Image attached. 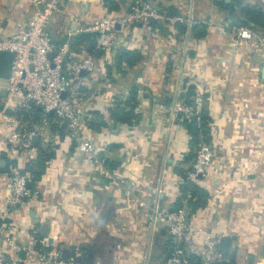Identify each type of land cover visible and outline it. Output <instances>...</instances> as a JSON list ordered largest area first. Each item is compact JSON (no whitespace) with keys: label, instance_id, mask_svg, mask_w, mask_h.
I'll return each instance as SVG.
<instances>
[{"label":"crops","instance_id":"1","mask_svg":"<svg viewBox=\"0 0 264 264\" xmlns=\"http://www.w3.org/2000/svg\"><path fill=\"white\" fill-rule=\"evenodd\" d=\"M144 1L164 15L169 7L178 12L186 30L190 28L186 44L176 24L151 19L145 27L139 23L116 27L113 46L99 50L98 57L89 52V42L79 44L73 40L76 35L69 37L77 27L76 15L84 24L121 18L131 12L133 0H89L83 8L75 0H65L48 26L56 47L70 42L66 66L96 57L97 71L82 76L76 105L80 133L94 144L102 167L77 152L68 138L69 122L49 114L44 138L33 141L35 159L29 163L18 159L26 171L37 159L38 147L50 155L31 184L39 199L23 201L4 219L6 235L17 243L15 257L22 264H37L35 244L80 264L165 262L171 240L164 226L152 223L150 217L156 208L170 210L179 197L181 179L172 168L187 153L189 136L175 120L173 106L189 87L194 105L207 110L211 119L209 144L214 155L207 176L198 183L210 198L196 211V224L210 238L231 236L234 252L231 257L224 255L227 264H264L260 257L264 247V29L252 23L240 26V6L234 0H224L230 3L225 8L217 6L216 0ZM240 1L264 12V0ZM30 11L29 0H0V40L11 37ZM189 21L194 24L189 26ZM242 28L250 30L254 39L240 40L237 33ZM117 48L136 50L142 59L118 69ZM131 92L137 96L138 120L132 125L111 120L110 109ZM8 134V129L0 134V159L5 161L0 168V214L9 164L4 151ZM128 179L135 180L137 200L125 195ZM229 200L231 210L226 215L224 204ZM31 211L38 223L30 217ZM45 224L49 229L43 236Z\"/></svg>","mask_w":264,"mask_h":264},{"label":"built area","instance_id":"2","mask_svg":"<svg viewBox=\"0 0 264 264\" xmlns=\"http://www.w3.org/2000/svg\"><path fill=\"white\" fill-rule=\"evenodd\" d=\"M75 1L83 8L89 0ZM64 2L65 0H29L31 11L28 19L11 37L0 41V51L13 55L6 86L0 85V90L5 89L6 92L0 102V134L3 130H9L4 141V151L9 164L5 174L4 209L0 214V264L21 262L15 257L17 243L6 235L7 225L4 219L23 201L37 202L39 199L37 191L31 189L29 172L20 166L18 159L29 163L37 156L33 138H44L49 124L47 114L53 113L60 121L68 119V138L75 142L77 152L86 156L94 166L102 167L94 144L80 133L81 114L76 105L78 90L83 86L81 73L92 75L97 71L96 57L88 56L66 66L64 60L70 55V42L56 47L48 31L53 16L60 11ZM191 2L193 3V0ZM191 2L190 8H186L188 13L192 11ZM148 19L167 21L171 25L185 23L180 16L168 17L162 14L147 1L133 0L131 12L121 18H105L84 24L81 16L76 15L74 22L77 27L69 37L92 34L95 36V48L109 51L113 46L116 27L134 23L145 27L148 25ZM187 23L189 26L194 24L192 21ZM189 30L190 28H187L184 33L185 44L190 38ZM237 36L245 41H251L255 37L250 30L244 28L239 30ZM30 104L40 108L43 114L38 124L31 128L19 115V112L29 108ZM7 109L12 112L10 116L6 114ZM173 110L176 120L181 121L192 116L194 111L198 110V104L187 105L179 101L174 103ZM213 156L210 144H198L192 168L185 173V181L198 184L204 179L212 166ZM128 180L125 195L135 200V180ZM138 204L145 206L144 202L139 201ZM196 215L197 212H189L185 202L178 210H154L150 221L162 224L171 240L169 256L163 264H227L226 257L219 251L221 236L210 238L204 229L196 224ZM9 251L14 255L9 254ZM33 253L37 264H80L73 257L64 260L57 251L49 254L41 249ZM257 264L262 262L258 261Z\"/></svg>","mask_w":264,"mask_h":264},{"label":"trees","instance_id":"3","mask_svg":"<svg viewBox=\"0 0 264 264\" xmlns=\"http://www.w3.org/2000/svg\"><path fill=\"white\" fill-rule=\"evenodd\" d=\"M234 2L240 6L239 13L241 19L238 21L240 26L244 27L248 23H252L257 27L264 29V12L261 10V8L256 6L242 5L240 0H234ZM108 5L111 6V4ZM216 5L225 8L229 7L230 3L226 4L224 0H216ZM110 9H115V7H110ZM163 11L168 17H175L178 15V12L173 7H169ZM148 24L150 25L152 22H149ZM176 26H178L179 34L183 35L186 32V26L184 24H176ZM73 40L79 44L89 42V52L95 54L97 57L99 56V50L94 48L95 38L90 39L86 34H79L76 35ZM141 59L142 55L136 50H124L117 48V50L114 51V61L118 69H120L121 65L132 67ZM192 96L193 89L189 87L186 89L184 94H181L179 99L184 104L194 105ZM136 98L137 96L135 92H131L130 97L127 100H117L115 106L109 111L110 119L115 122L127 125H132L133 122L137 121L139 116L134 112L137 104ZM19 115H21L24 118V121L28 123L29 128L38 124L40 119L43 117L40 108L33 104H30L29 108L19 112ZM46 117L48 119L51 118L49 114H47ZM210 123L211 119L207 110L205 109L195 110L192 116L184 118L180 121V125L186 130L189 139L187 142V153L183 156L182 162L174 165L172 168V173L180 177L181 182L178 188L179 197L174 201V204L170 210H178L182 207L183 202H185L189 212H196L198 210H202L210 198L207 191L199 184H193L185 181V173L192 168L198 144L202 142L209 144L210 142ZM90 124L93 125L91 122ZM38 145L39 144H37V146ZM49 158L50 155L46 152V149L38 147L37 159L26 167V171L29 172L31 176L32 185L38 180L39 175L44 167V163ZM35 248L37 250H41L38 244H35ZM20 264H22V262H20Z\"/></svg>","mask_w":264,"mask_h":264},{"label":"water","instance_id":"4","mask_svg":"<svg viewBox=\"0 0 264 264\" xmlns=\"http://www.w3.org/2000/svg\"><path fill=\"white\" fill-rule=\"evenodd\" d=\"M148 20H150V19H148ZM0 41H2V40H0ZM12 59H13L12 53L7 52V51H0V80L5 81L9 78L11 66H12ZM262 72L264 75V69ZM84 74H85V72L81 73L82 76H84ZM5 94H6L5 89H1L0 90V96L4 97ZM64 96H65V94L63 93L62 97H64ZM6 114L10 116L12 114L11 110L7 109ZM50 114H53V113H50ZM64 121L66 123L69 122L68 119H65ZM37 140H38V137L33 138L34 142ZM171 160H172V158H170L167 161L166 167L170 166ZM4 165H5V161L0 159V168H3ZM231 203H232L231 200H229L226 204H224V209L226 210V215H228L230 213ZM30 217L35 221V223H38V220L35 219V214L33 211L30 212ZM48 229H49V226L47 224L42 226V231H43L42 235L43 236H46V233L44 234V230H48ZM231 244H232L231 236H228V235L222 236L220 239V242H219V251L222 254L231 257L233 252H234V250L231 248ZM260 257H262L264 259V247L261 248Z\"/></svg>","mask_w":264,"mask_h":264},{"label":"rangeland","instance_id":"5","mask_svg":"<svg viewBox=\"0 0 264 264\" xmlns=\"http://www.w3.org/2000/svg\"><path fill=\"white\" fill-rule=\"evenodd\" d=\"M95 38V37H94ZM184 40V39H183ZM184 43H185V41H184ZM0 85L1 86H6V80L4 81V80H0ZM175 120H176V118H175ZM176 164H178V162H176Z\"/></svg>","mask_w":264,"mask_h":264}]
</instances>
